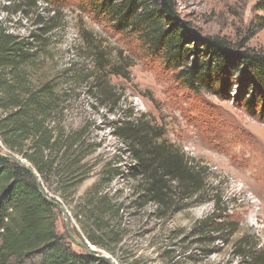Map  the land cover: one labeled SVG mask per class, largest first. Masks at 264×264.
<instances>
[{
  "label": "rangeland",
  "instance_id": "1",
  "mask_svg": "<svg viewBox=\"0 0 264 264\" xmlns=\"http://www.w3.org/2000/svg\"><path fill=\"white\" fill-rule=\"evenodd\" d=\"M93 1L0 0V24L21 37L40 38L42 65L34 75L36 82L68 73V84L61 80L68 91L67 125L91 122L92 137L100 145L95 157L127 172L111 189L126 202L123 222L130 230L129 250L140 264H238L232 244L249 233L259 243L256 251H264V103L258 104L254 116L246 110L251 90L243 89L238 76L223 95L184 89L134 34L118 32L114 20L94 13ZM171 1L182 22L200 38L217 37L237 49L264 54L263 0ZM188 42L194 46L202 39ZM103 83L109 88L101 98ZM135 116H143L159 133L158 143L177 149L190 165L206 169L207 195L196 202L174 198L175 207L165 217L159 216L156 204H140V179L129 175L132 160L114 128L116 122ZM100 167L80 194L97 180ZM213 197L220 201V211L239 224L237 233L223 237H228V244L222 239L204 243L200 239L206 234L194 232L213 211ZM180 206L185 208L177 211ZM57 212L58 231L68 233L62 209ZM71 222L79 231L72 217ZM74 235L82 241L75 231Z\"/></svg>",
  "mask_w": 264,
  "mask_h": 264
},
{
  "label": "trees",
  "instance_id": "2",
  "mask_svg": "<svg viewBox=\"0 0 264 264\" xmlns=\"http://www.w3.org/2000/svg\"><path fill=\"white\" fill-rule=\"evenodd\" d=\"M92 4L94 13L115 21L118 32L134 34L149 56L172 71L177 83L190 92L227 94L238 76L243 89L251 90L246 110L258 114V104L264 103V54L237 49L217 37L200 38L182 22L171 0H94ZM33 37H21L0 24V264H113L81 247V251L72 248L69 234L58 231V207L45 197L38 177L47 196L68 208L79 228L73 232L83 242L104 250L116 264H140L127 243L126 202L111 189L113 181L127 172L95 157L100 145L92 137L91 122L67 125L68 91L61 80L68 84V73L36 82L42 45L38 36ZM189 38L202 39V44L191 46ZM103 84L101 98L109 88ZM114 128L132 160L129 175L140 179L136 187L140 204L143 200L156 204L159 216L165 217L175 207L174 198L196 202L207 195L206 169L190 165L177 149L158 143L159 133L143 116L116 122ZM1 153L24 159L38 177ZM99 166L97 180L80 194ZM210 200L214 209L194 232L206 234L200 239L204 243L222 239L228 244V237H223L237 233L239 224L220 211L216 197ZM258 246L249 233L234 241L238 264H264V251H256Z\"/></svg>",
  "mask_w": 264,
  "mask_h": 264
},
{
  "label": "water",
  "instance_id": "3",
  "mask_svg": "<svg viewBox=\"0 0 264 264\" xmlns=\"http://www.w3.org/2000/svg\"><path fill=\"white\" fill-rule=\"evenodd\" d=\"M3 156H6L8 157L9 159L11 160H14L18 163H20L21 165L25 166L26 168L30 169L34 175L36 177H38V174L36 173V171H34L30 165L22 158H19L18 156H15V155H6V154H3L1 153ZM38 183L40 185V188L43 192V194L45 195V197L50 201L52 202L55 206L59 207L62 209L64 215H65V218H66V223H67V232L69 234V237L71 238V240L76 244L78 245L79 247H81L82 249L86 250L89 254L91 255H94V256H100V257H105L107 259H109L113 264H116L115 263V260H113L112 256L110 254H108L107 252L103 251V250H100V249H97L96 246L90 244L89 242H83L79 239H77V237L74 235V232H73V227H72V222H71V214L69 213L68 210L65 209L64 207V204H62V202L60 201H57V200H54L52 199L51 197L47 196V194L44 192L43 190V185L41 183V180L40 178L38 177ZM99 252V253H97Z\"/></svg>",
  "mask_w": 264,
  "mask_h": 264
}]
</instances>
